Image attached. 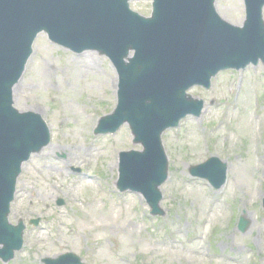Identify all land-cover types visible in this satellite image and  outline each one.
Instances as JSON below:
<instances>
[{
    "label": "rangeland",
    "instance_id": "obj_1",
    "mask_svg": "<svg viewBox=\"0 0 264 264\" xmlns=\"http://www.w3.org/2000/svg\"><path fill=\"white\" fill-rule=\"evenodd\" d=\"M130 6L146 17L152 13L149 1ZM217 10L243 26V0H218ZM34 50L15 107L39 110L55 151L48 159L40 158L48 147L32 156L19 177L9 221H23L27 230L22 251L8 264H44L66 253L87 264H264V64L221 73L210 90L190 91L206 111L163 135L170 172L161 188L165 215L154 217L141 195L117 189L120 152L143 150L129 126L115 135L94 133V120L98 124L118 103L110 60L96 51L75 54L45 34ZM44 59L55 70L50 76L33 71ZM68 101L76 111L65 109ZM211 157L229 165L220 191L190 175ZM241 218L249 222L246 233L238 228ZM33 219L42 220L39 227L29 225Z\"/></svg>",
    "mask_w": 264,
    "mask_h": 264
},
{
    "label": "water",
    "instance_id": "obj_2",
    "mask_svg": "<svg viewBox=\"0 0 264 264\" xmlns=\"http://www.w3.org/2000/svg\"><path fill=\"white\" fill-rule=\"evenodd\" d=\"M128 1L0 0V244L5 246L0 257L5 261L23 245V223L13 227L8 221L21 166L50 142L49 130L39 115H21L12 107L13 86L24 72L38 32L47 29L54 36L70 41L80 38L91 47L119 52L117 65L127 91L122 90L116 113L103 121L113 126L101 131L115 132L126 121L131 123L136 141L146 152L122 155L119 185L122 190L143 192L154 214H161L159 187L168 178L161 134L187 114L200 115L203 108L202 102L196 106L188 99L185 91L196 82L209 85L211 76L220 69L235 66L230 59L234 51L264 45V0H247L250 19L245 30L220 20L214 10L215 0H154L152 20L132 13ZM228 31H237L238 41L226 43L223 36ZM31 32L34 34L24 40ZM223 40L230 57L223 54ZM130 48L137 54L125 64L123 59ZM168 69L171 73L167 76ZM189 69H194L195 79L200 75L204 80L182 79L179 73L189 75ZM191 173L220 188L226 180L227 165L214 158L192 168ZM248 226L242 219L241 231ZM65 257L80 261L74 255Z\"/></svg>",
    "mask_w": 264,
    "mask_h": 264
},
{
    "label": "bare ground",
    "instance_id": "obj_3",
    "mask_svg": "<svg viewBox=\"0 0 264 264\" xmlns=\"http://www.w3.org/2000/svg\"><path fill=\"white\" fill-rule=\"evenodd\" d=\"M240 23H241V21L240 20H238L237 21V24H239L240 25ZM32 34H34V32H31L27 37H26V39H24V40H27V39H29L31 36H32ZM42 34L43 33H41V34H39V36H42ZM23 40V41H24ZM22 41V42H23ZM21 42V43H22ZM228 48L227 47H225L224 48V50H223V54L224 55H228V50H227ZM243 54H248V53H243ZM89 55H92V54H90V53H87L85 56H89ZM242 57L244 56V55H241ZM72 62H74L75 64H77L78 66L79 65H81L80 63H82L80 60H78L77 58H74V59H72ZM33 71H40V72H42V76H50L52 73H55V70H53V67H51V65L49 64V62H48V60H46V59H44V60H42L38 65H36L34 68H33ZM35 73V75H36V79H40V81H37L36 83L37 84H39L40 82H41V75L39 74V73ZM188 72H189V75H184L183 77L184 78H186V80H193V79H195V77H196V73H194V69H189L188 70ZM186 76V77H185ZM185 83H187V82H184L183 83V85H185ZM116 84H117V78H115V84H114V88H116ZM19 89H21V88H19ZM18 89V87L16 86L15 87V89H14V94H16V92L18 91V94H19V92H20V90ZM70 109V110H73V111H76L77 110V108H75L74 106H71V101H68V104H67V106H65V109ZM31 111H33V112H35V113H38V109H30ZM49 149H46L47 151H43V153H42V156L40 157L41 159H48L49 157H51L52 156V152L53 151H55V149H53V147L51 146V147H48ZM90 184H92V182H90ZM116 264H121L120 262L119 263H116Z\"/></svg>",
    "mask_w": 264,
    "mask_h": 264
}]
</instances>
